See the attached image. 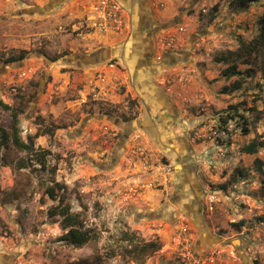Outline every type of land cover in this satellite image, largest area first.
<instances>
[{"label": "rangeland", "instance_id": "rangeland-1", "mask_svg": "<svg viewBox=\"0 0 264 264\" xmlns=\"http://www.w3.org/2000/svg\"><path fill=\"white\" fill-rule=\"evenodd\" d=\"M53 1L0 0V98L23 108L21 137L33 136L34 150L49 152L43 168L35 154L11 140L8 147L0 145V255H9L11 264H180L176 239L179 217L186 215L195 244L211 237L226 264H264V147L255 154L244 151L254 138L264 142V58L252 55L250 64L239 63V69L254 74L241 77L243 88L229 93L223 87L239 76L225 78L228 65L216 61L258 35L264 0L245 11L232 10L230 0H164L162 8L150 0L154 21L165 25L156 36L157 54L181 56L177 64L156 71L155 82L162 85L164 79L173 89L171 97L182 112L171 147L179 154L190 145L193 193L205 192L204 210L193 217L181 205L189 187L176 181L177 161L163 144L169 134L124 129L145 112L154 126L161 124L139 74L125 65L132 54V27L121 39L93 31L79 35L72 23L90 0L57 1L56 7L49 4ZM33 7L48 9L24 13ZM168 42L171 46H162ZM106 47L123 53V60H73L75 54ZM21 51L28 57L24 64L25 58L7 60ZM109 63L115 64L113 71ZM101 69L107 71L105 82L96 80ZM231 106L239 114L225 129L220 118L234 114ZM12 123L11 111L0 107V134L3 129L12 134ZM54 181L64 185L59 192L64 203L93 235L82 247L59 240L66 230L59 216L49 215L59 202L45 192ZM210 195L217 200L213 211ZM241 222L240 229L234 226Z\"/></svg>", "mask_w": 264, "mask_h": 264}, {"label": "trees", "instance_id": "trees-1", "mask_svg": "<svg viewBox=\"0 0 264 264\" xmlns=\"http://www.w3.org/2000/svg\"><path fill=\"white\" fill-rule=\"evenodd\" d=\"M260 0H230L229 5L230 8L234 11H245L247 10L253 3L259 2ZM259 25V33L257 36L252 38L250 41H240L239 48L236 51H230L227 54H223L220 57H216L217 62H225L228 66L223 70L222 74L225 78L230 79L234 76H239V78L227 86L223 87L222 92L229 93L240 90L243 88L245 83V79H241V77H251L254 73L251 68H247L245 70L239 69L240 64H250V56L257 55L264 58V13L258 19ZM26 51H21L18 55H12L7 60L8 61H21L25 58ZM115 61V60H114ZM261 72L264 77V59L263 65L261 67ZM0 107L11 111L12 113V134H9L6 130L1 131V139L0 145L4 147H8L9 140L13 142L15 146L26 151L30 154H35L36 160H38L39 164L46 168V159L48 155V151H35L34 150V138L33 136H29L28 141H25L20 135V127H19V115L23 113V108H17L9 105L4 102L3 99L0 98ZM229 110H233L234 114L228 113L226 117H221V126H224L227 129L229 121L234 119L235 116H238L239 111L237 106H231ZM242 116V115H241ZM245 124L246 121H245ZM246 129V128H245ZM39 133L35 134V137H38ZM264 147V142L259 141L254 138L245 148L244 151L248 154H255L259 151V149ZM262 163V162H261ZM241 175L243 174L242 170L238 172ZM245 175H247L245 173ZM64 189V185L54 181L53 185H50L46 188V194L52 199L57 200L59 203L49 210L50 217L59 216L60 224L65 233H63L59 240L64 242L65 244L72 245L75 247H82L87 244L92 238V233L84 228L83 222L80 220V216L78 213L72 211V208L69 204L64 203V198L60 195V191ZM244 225L243 222L234 224L237 228H241ZM126 240L133 242V239L130 238L129 233H125ZM151 248L155 249L158 246L150 245ZM113 256L114 254H110ZM70 264H89L87 260H80L77 262H73ZM181 264V263H180Z\"/></svg>", "mask_w": 264, "mask_h": 264}, {"label": "flooded vegetation", "instance_id": "flooded-vegetation-1", "mask_svg": "<svg viewBox=\"0 0 264 264\" xmlns=\"http://www.w3.org/2000/svg\"><path fill=\"white\" fill-rule=\"evenodd\" d=\"M117 1L128 12L131 21L132 33H134V42L131 48L132 54L130 55V59L126 61L125 65L129 70V72H133V74H139L138 81L141 82L143 88H145L147 91L148 88L146 86L148 85V83H150L151 86L158 88V84L155 82L156 71L157 72L159 71L160 73L163 71L162 69L165 66L177 64L179 61H181V56L176 52H167V53H163V55L157 54L156 36L157 34L160 33V31L163 29L162 27L165 25L161 24L157 19L154 21L152 16L153 8L151 6L150 0H117ZM54 2H56L54 7L59 5L56 0L50 2L49 4L53 5ZM107 48L109 47L95 51L96 53L99 52L101 54V57L98 59H92L88 61L80 58V56L83 54H75L73 55V60H75L78 63H89V62L101 63L106 59L103 53L106 52ZM123 57H124L123 53L120 52L118 53L116 52V50H111L110 60L117 61L118 59L119 61V59H122ZM130 61L133 62L132 65ZM146 67L148 69H146ZM148 79L150 82L147 81ZM154 101L156 102V99H154ZM143 124H144L143 119H140L138 122L132 120L124 123V129L128 133H130V131H133L138 127L144 128ZM127 132H126V136L128 135ZM163 144L168 145L169 147L172 146L166 143ZM187 145L188 146H186L185 149L183 148L181 150V152L179 153L180 155L172 147L170 151L172 152L171 153L172 157L177 161L176 164L177 167L175 173H177L178 170L181 169L179 176L181 177V180H183L182 178L185 179L186 184L189 187L188 198L192 200V203L196 207V210L189 212V215L193 217V215L196 214V212L200 213L203 212L204 210L203 200H204L205 192L204 190H202L201 193L199 192L193 193V191L196 190H195V185L191 181L190 173H196V167L193 166V163L191 161L192 149H190L189 144ZM179 196H182V193H180ZM181 205L184 207L185 206L184 202ZM184 211L188 212L186 206L184 207ZM12 260L13 259H11L9 255H0V264H11Z\"/></svg>", "mask_w": 264, "mask_h": 264}, {"label": "built area", "instance_id": "built-area-1", "mask_svg": "<svg viewBox=\"0 0 264 264\" xmlns=\"http://www.w3.org/2000/svg\"><path fill=\"white\" fill-rule=\"evenodd\" d=\"M158 8L165 6L164 0H152ZM73 30L79 35L90 33L91 31L98 34L113 35L116 38H127L131 30V21L126 9L117 0H90L83 7V13L77 21L72 23ZM163 47L171 46V42ZM110 70L116 68L114 63H109ZM113 71V70H112ZM175 77H178L175 75ZM185 82L189 78L181 77ZM96 80L105 82L107 80V71L101 69L96 73ZM164 79L160 83H164ZM226 135L225 130L222 131ZM224 155L227 149L220 150ZM215 195H210L208 199V210L213 211L216 203ZM180 233L176 239V257L181 264H226L219 250L212 246L207 249H198L193 238L192 229L186 215L179 217Z\"/></svg>", "mask_w": 264, "mask_h": 264}, {"label": "crops", "instance_id": "crops-1", "mask_svg": "<svg viewBox=\"0 0 264 264\" xmlns=\"http://www.w3.org/2000/svg\"><path fill=\"white\" fill-rule=\"evenodd\" d=\"M116 52L119 53L118 50H116ZM160 80H163V79H160ZM147 81L150 82L149 79ZM146 87L148 88V92L151 94L149 96V98H151V99L153 98V100L156 99V102L154 103L155 109H154L153 115H154L155 121H156V117L159 116L161 124L159 125V127L154 126V122H152L153 118H150L149 114L147 112H145V115L142 118L144 121V124H143L144 128L143 129L144 130H146V129L151 130L154 133H157L160 130L163 132V134L168 133L169 135H165L164 138H166V142H168V144L171 146L172 144L170 142L173 138V136H172L173 131L172 130L174 128L178 127L177 123H178V120H179L181 112H182L181 107H179L178 103L175 102L173 100V98L171 97L172 96V90H173L172 87L166 86L165 83L164 84L162 83V85L159 84L158 88L151 86L150 83H148V85ZM155 123H157V122H155ZM157 129H158V131H157ZM186 141H187V139H184V142H186ZM187 144L183 147L184 149L186 148V146H188ZM180 172H181V169H179L178 172L176 173V175H177L176 181L178 179L181 181V184H183V185L185 184V186H186L187 184L185 182V179L182 178L183 180H181V177L179 176ZM191 174H194V173H190V175ZM183 202H184V205L186 206V209L188 210V212H187L188 215H189V212L196 210V207L192 203L191 199L186 198V199H184ZM178 208H180V206ZM189 216L192 217L191 215H189ZM207 238L209 239L211 237H207ZM207 238H205V239L202 238V245L209 243V240H207ZM206 247H207V245H206ZM242 258L245 260V262L248 259L245 256L244 257L242 256ZM249 262H252V260H250Z\"/></svg>", "mask_w": 264, "mask_h": 264}, {"label": "water", "instance_id": "water-1", "mask_svg": "<svg viewBox=\"0 0 264 264\" xmlns=\"http://www.w3.org/2000/svg\"><path fill=\"white\" fill-rule=\"evenodd\" d=\"M56 1H58L59 3H61L63 0H56ZM46 11L47 10H46L45 7H33V8H26V9H24V13H27V14H32V13H41L42 14V13H45ZM39 55L40 56H43L49 62H51V59H49L46 55H41V54H39ZM103 55H104V57L107 60L111 61L110 60V58H111V49L110 48H107L106 52H104ZM100 57H101V54L99 52L98 53L94 52V53L89 54V55H81L80 56V58L85 59V60H88V61L89 60H92V59H98ZM27 59H28V57H26L21 64H24V62L27 61ZM106 59L103 62H105ZM207 240H209V243H207L205 245H202V239H200V242L197 243V245H196L197 248L200 249V250H202V249H204L206 247V245L207 246H211L215 242V240L212 239V238H209V239L207 238Z\"/></svg>", "mask_w": 264, "mask_h": 264}]
</instances>
